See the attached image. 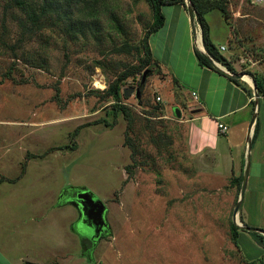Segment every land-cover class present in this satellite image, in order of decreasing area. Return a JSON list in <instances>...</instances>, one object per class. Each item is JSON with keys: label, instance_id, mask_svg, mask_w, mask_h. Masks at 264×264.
<instances>
[{"label": "rangeland", "instance_id": "1", "mask_svg": "<svg viewBox=\"0 0 264 264\" xmlns=\"http://www.w3.org/2000/svg\"><path fill=\"white\" fill-rule=\"evenodd\" d=\"M203 2L224 58L215 60L250 78L240 81L251 85L254 98L261 96L257 118L263 121L264 94L255 78L264 83V0ZM175 10L163 9L167 29ZM153 19L149 0H0V264H59L65 252L66 264H249L239 245L245 253L256 247L231 232L239 166L231 173L227 159L218 164L212 154H191L192 98L158 67L142 69ZM177 28L181 39L169 49L167 29L152 38L155 59L172 75L188 62L189 48L199 49L189 14L179 16ZM187 29L191 39L182 34ZM129 69L134 72L121 85V101L132 117L130 129L106 93ZM256 171L253 163L242 207L250 190L264 185L254 179ZM74 186L107 206L110 231L93 258L77 232L84 230L79 212L69 203ZM242 207L237 216L244 224Z\"/></svg>", "mask_w": 264, "mask_h": 264}, {"label": "crops", "instance_id": "2", "mask_svg": "<svg viewBox=\"0 0 264 264\" xmlns=\"http://www.w3.org/2000/svg\"><path fill=\"white\" fill-rule=\"evenodd\" d=\"M165 6H173L176 9L177 15L174 18L175 22L171 28L167 29L165 20L164 26L155 33L167 29L166 35L163 36L166 40V47L169 49V46L171 48L181 39H177V36L180 34L179 28H177L179 16L182 13H185V15L189 13L187 6L182 4ZM165 6H163V9ZM166 19H168L167 15ZM199 27L196 26V29L200 33L197 43L203 49L204 45L201 38L202 28ZM155 33L150 36L149 40L153 56L154 45L152 38ZM182 34L184 36L187 34V37L191 39L188 29L187 32L184 30ZM188 53V62H184L181 68L174 71L175 76L170 72H165L162 63H160L161 61L156 60L159 62L164 77L166 78V75L169 74L172 83H177V88H173L179 89L183 94L187 93L193 100L192 103H187L192 112V116L188 118L190 123L188 137L190 153L197 156H204L206 153L212 154L215 156L218 164H223L224 160L227 159L228 167L224 165L225 169H227L226 171L232 173L239 166V173L235 177L237 178L241 175L242 170L244 171L246 165L248 155L247 146L250 137L249 125L256 108L251 92V85L242 81L241 85H239L219 70L201 64L195 51L191 48H189ZM219 122L227 125L226 132H222L219 129ZM252 128L254 133L255 124ZM250 159L249 179L252 176V165L255 163L257 171L254 174V179L264 182V119L263 121L260 120L258 136L253 143ZM244 200L245 196L242 204ZM252 202L256 204L254 208L251 207ZM241 213L244 225L260 229L259 231H249L244 230L242 227L239 230L237 241H244L256 247L255 252L245 253L244 249H241L239 245L241 253H243L245 260L249 264H264V185L260 191L256 188L250 190L248 202L242 207ZM63 245L65 244L63 243ZM57 258L60 261L59 264H66L69 254L65 252L63 255L57 256ZM39 264H55V262L52 259H47L46 261H39Z\"/></svg>", "mask_w": 264, "mask_h": 264}, {"label": "trees", "instance_id": "3", "mask_svg": "<svg viewBox=\"0 0 264 264\" xmlns=\"http://www.w3.org/2000/svg\"><path fill=\"white\" fill-rule=\"evenodd\" d=\"M151 2L153 12H154V19L151 24V26L148 28V30L145 33L144 37V49H145V58L143 62V67L142 69L146 68L147 66H155L158 67L159 70L161 71V68L159 66V62L154 58L151 46H150V36L157 32L161 27L164 26L165 24V14L163 12V6L165 5H174V4H182L184 6H187V0H149ZM194 10H195V15L197 17V21L199 22L201 28H202V34H203V42H204V47L207 50V53L212 56L214 59L221 61L224 60L222 54L219 52L218 48L216 47L215 43L212 41L211 36H210V26L208 21L205 18V12L207 11V7H205L203 0H190ZM19 3H22L19 1ZM195 54L197 55L199 62L203 65H206L210 68L217 69L209 59V57L200 49L195 48ZM229 68L233 71L234 74H236V70L232 69L230 66ZM152 70V69H151ZM219 70V69H217ZM220 71V70H219ZM134 72L133 69H129L121 73L118 78L110 84L108 90H107V95L113 96L116 100V110L123 112L125 118L128 121V128L130 129L132 125V117L129 113V108L126 104H124L121 101V85L129 77L132 73ZM224 73L225 75H228L233 81L241 85L240 79H238L235 76L229 75L223 71H220ZM255 84L260 92V94H264V83L261 79L255 78ZM255 103V102H254ZM100 121H97L95 123H99ZM87 124L79 125L73 135L77 136L78 133L80 132L81 128L86 126ZM260 128V120L257 118L256 123H255V129L252 137V142L254 143L259 132ZM74 149L76 148V144L73 145ZM72 146V147H73ZM64 147H69V146H64ZM63 148V147H62ZM243 175L244 171L242 170V173L239 177L235 178V181L237 182L238 188L241 189V185L243 182ZM242 227L238 226L235 222H232L231 224V232H232V237L233 239L237 240V237L239 235V230ZM244 229V228H243ZM246 230V229H244Z\"/></svg>", "mask_w": 264, "mask_h": 264}, {"label": "water", "instance_id": "4", "mask_svg": "<svg viewBox=\"0 0 264 264\" xmlns=\"http://www.w3.org/2000/svg\"><path fill=\"white\" fill-rule=\"evenodd\" d=\"M187 1H188L187 2V8H188L190 21H191V26H192V29L195 32L196 31V26H197L195 10H194L192 4L190 3V0H187ZM201 38H202V42H203V34H201ZM199 49L201 51H203L209 57V59L211 60L212 64L217 69H219L220 71L228 73L224 68H222L221 66L218 65L217 61L212 56H210L207 53V50H206L205 47L203 49L199 47ZM151 73H152V70L150 68L145 70V72L143 74V78H142L141 84H140V86L137 89L138 98L140 97V94H141L142 90L145 87L147 77ZM229 75L235 76V77H237L239 79H244V76H245L244 74H238V73L229 74ZM131 92H132V90L128 91L127 94L130 95ZM254 99L256 100V109H255L256 112L253 114L252 119L250 121V125H249L250 137H249L248 146H247V149H248L247 161H246V165H245V168H244V175H243V182H242L241 190H240V197H239V199L237 201V204H236V207H235V210H234V214H235L234 222L238 226L243 227L244 229L249 230V231H259L260 229L256 228V227L249 226V225H244L243 223H239L237 221V214H238V211H239V209L241 207V204L243 202V199H244V196H245V192H246V189H247V185H248V179H249V173H250V165H251L250 164L251 163L250 152H251V149H252V146H253V142H252L253 128L252 127L256 123L257 112H258V110L260 108L261 96L259 95V93H255V98ZM175 113H176L177 117H181V115H182L181 110H180L179 107H177L175 109ZM77 198H78V202H74L73 201L72 203L75 204L78 207L81 206L80 207L81 217L83 216V219L81 220L82 225L84 226L87 221H93L92 223L95 226L94 236L98 237L99 236V230L96 228V226H100L101 228H103V227L108 228V223L106 221V213H107L106 204L102 200L95 198L93 193L91 191H89L88 189H84L82 192L78 193ZM79 204H80V206H79ZM25 264H38V263L26 262ZM98 264H103V263L99 262Z\"/></svg>", "mask_w": 264, "mask_h": 264}, {"label": "flooded vegetation", "instance_id": "5", "mask_svg": "<svg viewBox=\"0 0 264 264\" xmlns=\"http://www.w3.org/2000/svg\"><path fill=\"white\" fill-rule=\"evenodd\" d=\"M85 188H78V187H72L70 189V193L68 192V190H66V192H68V199H69V203H71L79 212L78 215V224H82L81 220L83 219V216L81 217V210H80V204L78 206H76L75 204H73L72 202H78V193L82 192ZM63 196V195H62ZM61 196V198H62ZM106 221L108 223V228H101L100 226H96V228L99 230V236L95 237L94 236V229L95 226L93 225V221H87L86 224L84 225V230L86 229L87 232L84 234V230H79L77 229L78 234L80 235L81 241L83 242V246H84V250L87 253V255L91 258L92 257V253L94 252L95 248L97 247V244L104 238V236H106L107 234H109L110 231V224L107 220L106 217ZM100 261L96 262V264H98ZM103 263V262H102ZM104 264V263H103Z\"/></svg>", "mask_w": 264, "mask_h": 264}, {"label": "built area", "instance_id": "6", "mask_svg": "<svg viewBox=\"0 0 264 264\" xmlns=\"http://www.w3.org/2000/svg\"><path fill=\"white\" fill-rule=\"evenodd\" d=\"M225 49V46H221L220 47V50H224ZM228 72V71H227ZM229 74H232V73H230V72H228ZM156 99L157 100H161L162 98H161V96H157L156 97ZM218 127H219V129L222 131V132H226L227 131V125H225L224 123H222V122H219L218 123Z\"/></svg>", "mask_w": 264, "mask_h": 264}, {"label": "bare ground", "instance_id": "7", "mask_svg": "<svg viewBox=\"0 0 264 264\" xmlns=\"http://www.w3.org/2000/svg\"><path fill=\"white\" fill-rule=\"evenodd\" d=\"M204 44V43H203ZM218 63V62H217ZM218 65H219V63H218ZM245 77V76H244ZM245 81H247V82H252L251 80H250V78L249 77H245ZM237 221L239 222V223H241L239 220H238V216H237Z\"/></svg>", "mask_w": 264, "mask_h": 264}]
</instances>
